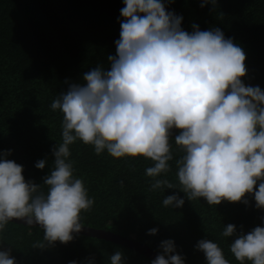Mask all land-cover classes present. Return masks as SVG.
Returning <instances> with one entry per match:
<instances>
[{
	"label": "clouds",
	"instance_id": "clouds-1",
	"mask_svg": "<svg viewBox=\"0 0 264 264\" xmlns=\"http://www.w3.org/2000/svg\"><path fill=\"white\" fill-rule=\"evenodd\" d=\"M171 0H122L119 38L107 67L97 65L52 99L49 107L61 113L59 143L42 185L25 180L22 165L0 150V231L10 221L39 226L43 242L72 241L82 228L80 213L93 205L84 182L73 175L69 146L79 140L95 154L112 158L143 157L151 177L149 191L178 189L163 196L164 207L179 208L203 198L207 205L239 202L264 212V90L245 85L246 54L217 27L191 31L182 17L167 9ZM216 0H199V7ZM122 18V19H121ZM178 130L172 135V130ZM171 141V143H170ZM177 185L163 178L173 159ZM46 159L35 162L43 169ZM247 194V195H246ZM260 224L244 232L228 223L220 236L232 237L228 250L239 264H264V215ZM158 229L146 230L154 236ZM37 246H43V243ZM204 264H229L214 240L201 238L193 245ZM148 264H184L172 239H163ZM10 248H0V264H17ZM67 264H78L69 260ZM81 264H95L87 258ZM108 264H125L114 250Z\"/></svg>",
	"mask_w": 264,
	"mask_h": 264
},
{
	"label": "trees",
	"instance_id": "trees-1",
	"mask_svg": "<svg viewBox=\"0 0 264 264\" xmlns=\"http://www.w3.org/2000/svg\"><path fill=\"white\" fill-rule=\"evenodd\" d=\"M198 5L199 0H171L167 9L182 17L185 31L195 23L200 30L217 27L225 38L231 37L246 54L242 82L264 90V0H216L215 8ZM121 7L122 0H0V150L11 149L7 159L22 165L25 180L41 185V191H47L42 177L52 167L50 149L61 140V113L49 105L84 72L97 65L107 67L106 58L115 54L113 42L119 38ZM177 132L173 129L172 135ZM69 150L73 175L84 182L93 199L91 208L80 213L83 226L118 234L156 252L161 240L172 239L184 264H204L203 253L193 247L201 238L217 242L229 264H239L228 250L232 237L220 236L223 226L232 223L247 232L264 215L253 208L251 196L247 207L227 201L207 205L203 198L185 199L179 208L164 207L163 196L173 191L184 194L178 189L149 191L152 178L144 174L152 165L149 159L97 155L91 145L79 140ZM171 150L173 159L162 177L179 188L175 160L181 153L174 144ZM39 159H46L43 169L34 167ZM152 227L157 233L146 235ZM42 237L39 226L10 221L0 231V248H10L17 264H67L69 260L81 264L90 257L95 264H108L117 249L125 264L150 260L93 236L74 234L72 241L53 245Z\"/></svg>",
	"mask_w": 264,
	"mask_h": 264
},
{
	"label": "water",
	"instance_id": "water-1",
	"mask_svg": "<svg viewBox=\"0 0 264 264\" xmlns=\"http://www.w3.org/2000/svg\"><path fill=\"white\" fill-rule=\"evenodd\" d=\"M12 222L23 224L22 221H17V220H13ZM78 234L93 236V237H97V238H101V239H106V240H109L111 242H115L119 245H122L124 247H128L129 249H132V250H135L138 253H140L141 255H143L149 259H153L155 257V255L157 254L156 251L150 249L149 247H147L144 244L130 240V239L123 237V236H120L118 234L111 233L109 231H103L101 229L98 230L97 228H90L87 226H83L82 230Z\"/></svg>",
	"mask_w": 264,
	"mask_h": 264
}]
</instances>
